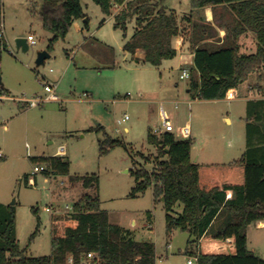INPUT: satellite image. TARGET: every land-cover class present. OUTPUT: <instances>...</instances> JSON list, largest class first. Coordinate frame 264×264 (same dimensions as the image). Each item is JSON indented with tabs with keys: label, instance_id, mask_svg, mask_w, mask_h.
<instances>
[{
	"label": "rangeland",
	"instance_id": "1",
	"mask_svg": "<svg viewBox=\"0 0 264 264\" xmlns=\"http://www.w3.org/2000/svg\"><path fill=\"white\" fill-rule=\"evenodd\" d=\"M180 1L178 9L183 14L190 0ZM82 3L90 17L89 29L84 28L83 19L76 20L68 35L49 51L53 33L44 29L38 15L40 0H0V27L8 43L1 61L3 86L12 95L32 97L44 91L41 77L45 76L58 84L61 99L32 108L0 100V148L5 154L0 159V214L7 215L9 207L15 209L17 238L26 256L50 255L52 215L71 212L65 210L67 205L73 207L83 194L98 191L73 182L71 176L97 174L102 208L109 211L113 223L131 230L136 240L155 242L157 264H188L189 259L198 264L186 253L188 232L175 230L171 237L167 235L166 210L163 202H155L153 188L138 197L130 196L136 184L133 171L157 167L158 150L147 138L149 129L161 125L162 102L172 111L177 131L191 122L194 161L226 164L239 160L247 149L246 102L193 99L186 92L190 80L180 78V69L160 78L157 71L151 73L150 66L137 63L132 53L123 50L134 34V20L125 32L115 28L113 16L106 15L94 0ZM30 34L35 44L30 43L27 51L19 49L16 39ZM42 51L51 56L38 66ZM257 81L251 79V86L261 87ZM184 99L192 100L191 105ZM154 100L157 102H151ZM174 100L181 101L178 109ZM126 114L129 119L119 125ZM100 124L113 138L127 142L132 151L118 146L101 156L104 132L88 131ZM61 147L70 161L69 174L33 173L35 166L42 165L37 159L59 155ZM181 210L177 206L173 214ZM39 218V233L30 243ZM221 223V218L216 219L212 231H219ZM247 235L249 247L259 244L257 254L264 257V229L248 226Z\"/></svg>",
	"mask_w": 264,
	"mask_h": 264
},
{
	"label": "trees",
	"instance_id": "2",
	"mask_svg": "<svg viewBox=\"0 0 264 264\" xmlns=\"http://www.w3.org/2000/svg\"><path fill=\"white\" fill-rule=\"evenodd\" d=\"M106 15L114 16L115 28L128 29L135 21L132 37L124 50L135 54L145 53V61L160 66L164 60L174 59L178 50L173 40L194 35L200 27L194 15L203 14L208 7H223L231 14L232 24L221 45L195 41L189 94L200 100H220L228 97L232 88H239L257 75L261 86L264 80V0H190L191 12L182 18L157 0H94ZM38 15L44 29L53 33L48 50L65 38L74 22L84 20L89 29L90 17L82 0H40ZM207 30V27L204 26ZM1 32V28H0ZM252 33L257 40L255 52H241L240 38ZM8 43L0 37V71L3 53ZM261 88V87H260ZM7 92L0 84V93ZM264 98L247 101V149L242 157L224 164H200L192 158V138H178L174 133L162 136L148 131V143L158 150L157 167L148 171L136 168V184L130 192L138 197L153 188L155 202H163L166 210V232L175 230L190 234L186 253L195 257L198 264H264V257L249 248L247 228L264 220ZM89 131L104 132L100 142V155L105 156L118 146L132 151L120 138H113L103 125ZM3 157H0L2 159ZM65 156L40 157L46 164V176L70 173V161ZM86 188L95 193L83 194L67 214H53L51 218V254L39 257L26 256L17 238L16 211L9 207L8 214H0V264H83L90 252L97 253L94 264H157L156 244L151 240L139 241L126 227L113 223L109 211L102 208L99 193V176L74 175ZM232 196L228 197L229 192ZM182 206L181 211L173 212ZM38 214V209L33 208ZM222 219L221 229L212 231V225ZM41 221L30 237L32 243L39 233Z\"/></svg>",
	"mask_w": 264,
	"mask_h": 264
},
{
	"label": "crops",
	"instance_id": "3",
	"mask_svg": "<svg viewBox=\"0 0 264 264\" xmlns=\"http://www.w3.org/2000/svg\"><path fill=\"white\" fill-rule=\"evenodd\" d=\"M157 1H159V3L162 6L166 7L167 9L174 10L178 14L179 18H182L186 15H189L191 12V5H189L188 10L185 11L183 14L179 12L178 5H179V3H181L180 0H157ZM121 8H122L121 6H117L114 9L113 14L111 15V16H113V19H114V16L120 11ZM203 16H204L205 20L201 19L199 14L194 15L195 22L199 23V26H200L196 30L194 35L192 34V31L190 32V30L189 31L187 30L185 35L178 36L173 40V45L178 50V55L174 59L164 60L160 66L155 67V66H152L145 61V53L143 50H140V49L135 54H132L133 58L136 59L137 63H142L144 67L150 66V67H147L148 68L147 70H149L151 73L154 71H157L160 78H162L165 73H171L175 69H180L182 71V69L184 67H186V65L193 64L194 52L192 50V45L195 41L198 40L199 44H201V43L210 44L211 43L213 45H221L225 42V40L227 38V36H226L227 30L231 27V24H232V16L230 13L225 11V9L223 7H215V8L214 7H208L205 9ZM203 25L207 27V30L204 29ZM250 41H251V43H253V45L251 44L249 46ZM239 43L241 45V52H243V53H252V52L256 51L257 40L255 38V35L252 33H249L247 35H243L240 38ZM123 50H124V48H123ZM125 52L128 54L130 53L127 51H125ZM177 59H178V61H177ZM256 78H257L256 74H253V75H251L249 80L246 81L245 83H243L239 88H232L229 91L227 98H229L230 100L244 101V102H246V105H247V101L250 99H262V98H264V80L261 81V88L260 87L254 88L250 84V80L251 79L256 80ZM189 83H190V81L187 84V89H186L187 93H189ZM6 91L8 92V89H6ZM35 93H37L36 95L45 94V90L42 92H35ZM128 95H130V94H128ZM184 101L188 102L190 100L187 101L184 99ZM151 102H157V101L154 100ZM48 103H50V102L44 103L42 106L45 107L46 104H48ZM162 103L163 104L161 105V109H160L161 123L163 122V120L166 116H169L171 121H172V118H171V116H172L171 112L172 111L168 112L167 109L165 108L164 102H162ZM226 119H228L230 122L232 121L231 118H226ZM186 123L191 124L190 121H187ZM92 127H95V126H92ZM88 131H89V129H88ZM125 132H129L128 127H125ZM59 155L63 156L62 154H59ZM3 157H5V154ZM231 196H232V192L230 191L228 194V197H231ZM133 223H135V222L133 221ZM249 226H254L256 230L262 231L264 229V220L254 222V223L250 224ZM247 237H248V245H249V236L247 235ZM258 245L259 244H257V246H254L253 248H250V247L249 248L253 249L257 253V251L260 247Z\"/></svg>",
	"mask_w": 264,
	"mask_h": 264
},
{
	"label": "built area",
	"instance_id": "4",
	"mask_svg": "<svg viewBox=\"0 0 264 264\" xmlns=\"http://www.w3.org/2000/svg\"><path fill=\"white\" fill-rule=\"evenodd\" d=\"M1 32H0V37L6 39V35L4 32V28L1 26ZM28 43L30 44H35V37L33 35H29L28 38ZM53 71V70H51ZM180 77L182 79H188L190 80L191 78V71L189 68L184 67L181 71V75ZM42 82H43V86H44V90H45V94L43 95H34L32 97H28L27 95H22V96H16V95H12L9 92H4V93H0V100H13L16 103L32 108V107H40L42 106L44 103L47 102H60L61 99L57 93V89H58V84L56 82H52L49 79H47V77L43 76L41 77ZM85 97L88 96L87 93L84 94ZM173 105L176 109H178L180 107V100H174ZM188 103L191 105L192 100L188 101ZM129 119V116L126 114L124 119H119L118 120V124L121 125L123 123V121H126ZM152 132L153 134L157 135V136H162L165 132H171L174 133L176 137L178 138H191L192 137V127L190 123H186L183 126H180L179 131H177L176 126L174 125V123L171 121L169 116H166L163 120V122L161 123V125L156 126L154 128H152ZM60 154L64 155L65 154V148L61 147L60 148ZM4 153L3 151L0 149V157H3ZM46 169V165L42 164L40 166H35L33 173L36 174L39 171H44ZM29 181L32 184H35V180L33 177L29 178ZM73 207L67 205L65 210H72ZM47 210L52 211V208L48 207ZM98 257L97 253L95 252H90L88 254V259L90 260L92 263L94 259H96ZM196 259V258H195ZM70 262L73 264V259H70ZM83 264H88L87 262H83ZM188 264H193L192 260L189 259L188 260Z\"/></svg>",
	"mask_w": 264,
	"mask_h": 264
},
{
	"label": "water",
	"instance_id": "5",
	"mask_svg": "<svg viewBox=\"0 0 264 264\" xmlns=\"http://www.w3.org/2000/svg\"><path fill=\"white\" fill-rule=\"evenodd\" d=\"M16 43H17V47L20 49H22L23 51H27L29 49V43H28V40L27 38H24V37H21V38H17L16 39ZM50 53L49 51H42L39 53V56L36 60V63L38 66H41V65H45V61L46 59L50 58ZM2 83V76H1V73H0V84ZM262 124V127H263V130H264V122H261ZM65 161H67V159H65ZM15 203V200L14 202Z\"/></svg>",
	"mask_w": 264,
	"mask_h": 264
}]
</instances>
